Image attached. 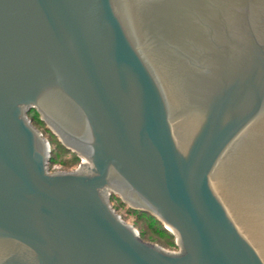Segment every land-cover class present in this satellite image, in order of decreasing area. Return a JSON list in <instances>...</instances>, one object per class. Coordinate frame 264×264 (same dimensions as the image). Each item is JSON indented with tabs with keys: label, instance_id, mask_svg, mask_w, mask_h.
<instances>
[{
	"label": "water",
	"instance_id": "obj_1",
	"mask_svg": "<svg viewBox=\"0 0 264 264\" xmlns=\"http://www.w3.org/2000/svg\"><path fill=\"white\" fill-rule=\"evenodd\" d=\"M0 264H264V0H0Z\"/></svg>",
	"mask_w": 264,
	"mask_h": 264
},
{
	"label": "rangeland",
	"instance_id": "obj_2",
	"mask_svg": "<svg viewBox=\"0 0 264 264\" xmlns=\"http://www.w3.org/2000/svg\"><path fill=\"white\" fill-rule=\"evenodd\" d=\"M35 114L38 118H40V115L35 113V111L29 114V118L32 119L33 115ZM33 124L44 134L45 138L50 143V148L53 150L51 152V156L54 158V163H52L50 166L51 172L74 171L80 166L81 162L84 161V159L77 153L66 149L62 142L59 140L58 136L54 135L47 128V124L45 122H42V124H36L35 122ZM111 199H113V201L111 200V203L118 209V213L122 216V218L127 223L131 224L139 232L140 235L141 232H143L144 241L156 244L169 252H179L181 250L179 247L178 236L173 233L172 229H167L163 222L155 217L150 218V216L148 215L139 216L138 210L132 209V211H128V208H131L128 206V204L122 202V199L119 196L117 197L112 195ZM162 229H165L172 235H161L160 237H157V234H160L158 233V231Z\"/></svg>",
	"mask_w": 264,
	"mask_h": 264
},
{
	"label": "trees",
	"instance_id": "obj_3",
	"mask_svg": "<svg viewBox=\"0 0 264 264\" xmlns=\"http://www.w3.org/2000/svg\"><path fill=\"white\" fill-rule=\"evenodd\" d=\"M35 119V120H34ZM32 122L33 123H35L36 122V124H42V121L40 120V118H38L37 117V115L35 114V115H33V117H32ZM62 146V145H61ZM65 150V149H64ZM53 151V150H52ZM78 160V159H77ZM52 163H54V158L51 156V160H50V163H49V167L51 166V164ZM50 169H51V167H50ZM112 201H113V199H111ZM111 201V202H112ZM113 205V204H112ZM113 207L116 209V211L118 212V209L113 205ZM129 210H131L132 211V209H129L128 208V211ZM141 215H144V216H146V215H148V216H150V218H152V216L151 215H149L148 213H145V212H140L139 211V216H141ZM138 216V217H139ZM158 233H160V234H157V237H160L161 235H165V236H171L172 234L170 233V232H167L165 229H162V230H160V231H158ZM141 238L143 239L144 237H143V232H141ZM144 240V239H143Z\"/></svg>",
	"mask_w": 264,
	"mask_h": 264
},
{
	"label": "bare ground",
	"instance_id": "obj_4",
	"mask_svg": "<svg viewBox=\"0 0 264 264\" xmlns=\"http://www.w3.org/2000/svg\"><path fill=\"white\" fill-rule=\"evenodd\" d=\"M83 159H84V162L86 161V159L83 157ZM169 229H171L170 227H168Z\"/></svg>",
	"mask_w": 264,
	"mask_h": 264
}]
</instances>
